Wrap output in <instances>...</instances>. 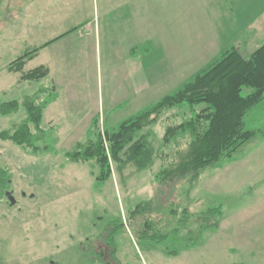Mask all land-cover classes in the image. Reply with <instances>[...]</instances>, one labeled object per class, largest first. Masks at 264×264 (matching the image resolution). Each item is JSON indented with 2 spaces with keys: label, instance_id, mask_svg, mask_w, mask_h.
I'll return each mask as SVG.
<instances>
[{
  "label": "rangeland",
  "instance_id": "374dc122",
  "mask_svg": "<svg viewBox=\"0 0 264 264\" xmlns=\"http://www.w3.org/2000/svg\"><path fill=\"white\" fill-rule=\"evenodd\" d=\"M52 5H58L57 15ZM101 5V0H41V4L39 0L23 4L0 0V102L22 100L42 83L47 86L42 80L18 82L19 73L7 69L11 60L39 46L49 36L48 29L55 31L62 21L73 23L76 11L77 19L90 21L97 6L100 26ZM44 12L49 13L46 19ZM92 39L85 49L88 69L80 73L87 83L71 87L73 75L61 73L62 87L55 90L58 98L42 112V125L47 128L44 143L52 150L35 154L0 139V161L12 175L8 191L15 198L13 205L0 203V264H104L106 257L101 262L93 258L104 246L103 231L107 245L115 247L108 254L109 264H230L237 259L228 254L233 246L240 259L245 253L253 256L250 264L264 260V234L253 235L264 227V135L256 133L232 159L203 170L196 181L171 186L155 178L157 163L140 172L126 169L123 180L114 173L98 181L95 164L65 159L66 151L86 139L94 116L100 128H115L184 82L174 86L177 78L169 89L139 91V103L137 98L120 101L124 91L107 82L103 63L96 70L103 45L95 46L94 35ZM41 48L24 69L43 62L46 51ZM23 117L22 109L0 114V131ZM244 120L247 129L264 131L263 103L256 104ZM152 127L158 144L164 134L162 123ZM141 201L150 202L151 211L128 218L129 209ZM145 220L152 221L154 232L164 235L161 241L139 238L137 230ZM112 225L120 228L110 244ZM243 227L246 242L235 232Z\"/></svg>",
  "mask_w": 264,
  "mask_h": 264
},
{
  "label": "trees",
  "instance_id": "16d2710c",
  "mask_svg": "<svg viewBox=\"0 0 264 264\" xmlns=\"http://www.w3.org/2000/svg\"><path fill=\"white\" fill-rule=\"evenodd\" d=\"M40 47H35L11 60L9 71L18 72L17 81L43 80L49 73L46 66L24 69V65ZM247 92L243 94V89ZM57 98L55 88L43 86L22 100L0 102V114L8 115L19 109L24 117L6 130L0 131L1 140H9L35 153L50 152L44 143L47 128L42 125V112ZM264 105V43L244 55L237 45L222 50L219 55L195 72L171 93L161 97L151 107L119 123L115 128L99 127V118L93 117L86 139L76 142L64 153L66 160L91 162L98 167V181L115 173L123 180V172L152 169L157 163L155 178L166 186L178 182L196 181L205 169L220 166L230 160L256 133L247 129L245 115L258 103ZM162 123L164 134L160 143H154L153 125ZM42 143V144H41ZM12 183V175L0 161V203ZM7 203V200L5 201ZM150 212L148 201H141L128 211V218L139 212ZM152 221L145 220L137 230L141 239L161 241L162 234L152 230ZM120 228L112 225L113 235ZM104 246L96 257L106 260L115 247ZM106 242V243H105Z\"/></svg>",
  "mask_w": 264,
  "mask_h": 264
},
{
  "label": "crops",
  "instance_id": "0c3cea01",
  "mask_svg": "<svg viewBox=\"0 0 264 264\" xmlns=\"http://www.w3.org/2000/svg\"><path fill=\"white\" fill-rule=\"evenodd\" d=\"M101 1L100 26L97 6L90 21L77 19L76 11L73 23L62 21L55 31L48 29L49 36L39 42L37 47L46 53L37 66L49 70L42 80L45 85H53L55 90L62 87L63 72L73 75L69 79L71 87H83L87 83L80 73L88 69L85 49L91 46L92 35L95 46L100 42L103 45L101 65L96 70L103 63L107 82L118 84V89L124 91L118 100L137 98L138 103L141 102L139 91L169 89L177 78L174 86L179 85L228 46L237 45L247 55L264 43V0ZM24 2L21 0V4ZM64 8L62 5L61 11ZM51 11L57 15L58 5H52ZM43 14L46 19L49 13ZM90 59L92 66L91 56ZM245 227L235 231L244 241ZM254 234H264V227L254 230ZM228 250L232 260L234 256L237 258L230 264H250L251 254L245 253L240 259L235 246ZM257 264H264V260Z\"/></svg>",
  "mask_w": 264,
  "mask_h": 264
},
{
  "label": "water",
  "instance_id": "95a60500",
  "mask_svg": "<svg viewBox=\"0 0 264 264\" xmlns=\"http://www.w3.org/2000/svg\"><path fill=\"white\" fill-rule=\"evenodd\" d=\"M24 194V193H23ZM32 197V195H31ZM6 198H7V201L9 203V205H13L15 203V198L14 196L11 194V192H7L6 193Z\"/></svg>",
  "mask_w": 264,
  "mask_h": 264
},
{
  "label": "flooded vegetation",
  "instance_id": "af4514ba",
  "mask_svg": "<svg viewBox=\"0 0 264 264\" xmlns=\"http://www.w3.org/2000/svg\"><path fill=\"white\" fill-rule=\"evenodd\" d=\"M22 196H24L25 194H23V192L21 193ZM6 201V200H5ZM104 234V231L101 233V235ZM106 243V242H105ZM91 249L89 248V252L87 253V256H89V258L92 257V252L90 251Z\"/></svg>",
  "mask_w": 264,
  "mask_h": 264
}]
</instances>
